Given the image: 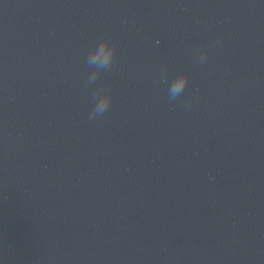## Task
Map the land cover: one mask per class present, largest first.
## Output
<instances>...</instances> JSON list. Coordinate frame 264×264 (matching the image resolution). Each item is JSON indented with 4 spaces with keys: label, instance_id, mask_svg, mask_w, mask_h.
<instances>
[{
    "label": "water",
    "instance_id": "water-1",
    "mask_svg": "<svg viewBox=\"0 0 264 264\" xmlns=\"http://www.w3.org/2000/svg\"><path fill=\"white\" fill-rule=\"evenodd\" d=\"M139 1L144 0H0V38L65 16Z\"/></svg>",
    "mask_w": 264,
    "mask_h": 264
},
{
    "label": "clouds",
    "instance_id": "clouds-1",
    "mask_svg": "<svg viewBox=\"0 0 264 264\" xmlns=\"http://www.w3.org/2000/svg\"><path fill=\"white\" fill-rule=\"evenodd\" d=\"M116 47L117 46L114 42H110L108 38H104L99 46L92 50L87 58V63L90 67H94L95 70L92 72L91 76H89L87 80L88 84H91L96 80L102 69L110 68L114 64ZM198 53L200 62H204L207 58V50L198 49ZM188 81L189 76L187 73H182L176 76L168 88L170 101H175L180 97L187 86ZM162 82L167 83V80L164 79ZM97 95L99 96V99L96 101L89 114V120L95 119L98 116H103L112 103L113 97L110 92L98 89Z\"/></svg>",
    "mask_w": 264,
    "mask_h": 264
}]
</instances>
